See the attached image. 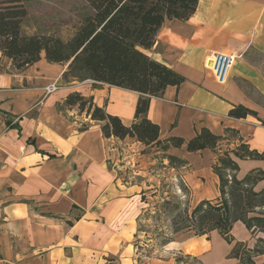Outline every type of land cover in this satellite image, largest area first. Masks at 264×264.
Masks as SVG:
<instances>
[{
  "label": "crops",
  "instance_id": "1",
  "mask_svg": "<svg viewBox=\"0 0 264 264\" xmlns=\"http://www.w3.org/2000/svg\"><path fill=\"white\" fill-rule=\"evenodd\" d=\"M143 51L184 77L150 98L146 117L159 127L158 145L106 137L103 121L65 103L78 92L129 126L137 91L64 80L66 65L48 62L43 53L17 69L0 51V264H137L133 238L146 198L157 192L153 183L178 177L196 203L215 199L213 164L223 151L240 143L264 151V72L253 54L264 56V0H198L188 19L165 20ZM215 52L236 55L224 83L205 67ZM51 84L58 88L47 93ZM238 104L257 116H229ZM202 127L222 139L215 149L188 151L187 141ZM175 137L183 139L180 146L163 147ZM229 155L238 163L237 178L263 172L254 186L261 190L264 158ZM169 156L176 158L172 165ZM210 233L204 241L175 237L164 251L183 250L207 264H238L231 255L235 243L253 248L264 237L251 235L241 221L232 225L231 242ZM164 259L172 264L173 258ZM253 261L264 264V251Z\"/></svg>",
  "mask_w": 264,
  "mask_h": 264
},
{
  "label": "trees",
  "instance_id": "2",
  "mask_svg": "<svg viewBox=\"0 0 264 264\" xmlns=\"http://www.w3.org/2000/svg\"><path fill=\"white\" fill-rule=\"evenodd\" d=\"M91 13L86 15L67 40L60 37L21 32V22L27 11L22 0H0V51L9 58L15 68L21 69L38 61L41 54L50 63L66 65L64 80L92 79L137 91L138 97L134 121L124 125L114 115L92 103L78 92L70 93L65 103L77 105L79 110L95 120L103 121L104 136L111 135L135 138L145 145H158L159 127L152 123L146 112L152 96H160L169 85H180L184 77L165 64L147 55L156 35L167 19H188L198 0H86ZM234 118L256 112L242 104L234 105L228 112ZM221 136L202 127L187 141L188 151L205 148L215 149ZM163 146H180L183 139L171 138ZM238 158H264V151L249 149L240 143L232 150L223 151L213 164L219 179V196L198 201L185 216L186 224L176 231H193L195 235H207L216 230L227 242L234 240L230 234L232 225L241 221L251 235L264 233V187L256 191V182L263 172H252L242 179L237 178L238 163L229 155ZM170 162L176 158L169 156ZM175 231V232H176ZM169 238L163 244H167ZM241 247L252 253L245 257ZM245 251V250H244ZM264 251V237H258L253 248L236 242L231 255L238 264H255L252 257Z\"/></svg>",
  "mask_w": 264,
  "mask_h": 264
},
{
  "label": "rangeland",
  "instance_id": "3",
  "mask_svg": "<svg viewBox=\"0 0 264 264\" xmlns=\"http://www.w3.org/2000/svg\"><path fill=\"white\" fill-rule=\"evenodd\" d=\"M22 2L27 11L21 22L23 34H44L60 37L63 40L70 38L84 17L92 11L86 0H22ZM253 54L264 72V56L256 52ZM243 85L252 90L247 83ZM260 101L264 100L260 99ZM172 164L173 162L169 161V165ZM161 179L153 183L154 186L158 185L157 192L150 194L148 198L147 195L144 197L146 205L138 216L136 237L133 238V258L137 264H167L164 262V256L167 255L173 258L172 264H207L196 257L199 255L193 256L192 253L183 250L177 252L174 249L168 253L164 251L166 244L164 245L163 242L169 238L184 236L204 241L211 239V233L207 234L208 236H198L193 231H176L186 224L185 216L190 213L196 202L180 178L165 175ZM241 249L245 257L252 255L245 248V251L242 247Z\"/></svg>",
  "mask_w": 264,
  "mask_h": 264
},
{
  "label": "built area",
  "instance_id": "4",
  "mask_svg": "<svg viewBox=\"0 0 264 264\" xmlns=\"http://www.w3.org/2000/svg\"><path fill=\"white\" fill-rule=\"evenodd\" d=\"M209 57L212 59L211 65H207V60ZM236 58L235 54H224L215 52L210 54L205 61V67L211 72L215 80L219 83H224L229 69L231 68L234 60ZM58 88L57 84H51L50 86L46 87V92H52Z\"/></svg>",
  "mask_w": 264,
  "mask_h": 264
}]
</instances>
